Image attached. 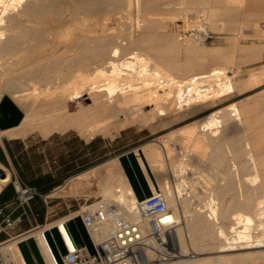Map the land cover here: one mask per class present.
<instances>
[{"label":"bare ground","instance_id":"bare-ground-1","mask_svg":"<svg viewBox=\"0 0 264 264\" xmlns=\"http://www.w3.org/2000/svg\"><path fill=\"white\" fill-rule=\"evenodd\" d=\"M161 1L164 0H0V100L4 90L12 93L14 101L23 103L29 98L33 100L29 114L22 123L1 131L0 135L11 139L20 138L26 136L30 129L33 131L36 128H42L44 134L73 128L84 136L92 137L99 133L110 135L113 128L123 129L157 117L177 114L235 93L234 76L218 66L198 74L195 71V74H187L180 79L181 68L176 62L178 57H174L176 53L179 55L180 50L177 47L179 44L175 46L173 41L175 33L167 31V35L159 41L161 43L153 39V34L165 26V21L169 20L167 18L173 16L170 17L172 21L178 18L181 7L185 8L187 17L201 13L200 17L207 21L209 12L197 8L206 0H177L180 7L168 6L165 12L161 11ZM167 1L173 3V0ZM212 1L215 6L209 20L216 24L221 16L227 14L225 6L231 0ZM135 2L139 13L137 25L141 32L138 38L133 39L126 34L127 38L122 36L128 41H119L120 37L114 34L116 29L104 25L105 28H102L101 23L104 21L101 20L113 16L119 25L123 24V19L131 18ZM83 16L93 17L95 24L101 22L97 26L101 25L105 35L92 26H86L88 21L84 24ZM53 19L64 23L63 30L56 32ZM207 26L186 25L181 32L183 39L204 44L210 32ZM88 32L92 35H88ZM165 46L176 52L175 55H172V51V56L165 55ZM213 51L211 55L216 58L215 62H221L220 48ZM186 53L190 63L188 72H192L198 57L204 56L195 57L196 50L191 48H187ZM27 91L33 93L28 94ZM228 112H231L230 117L227 116ZM226 116L240 121V108L232 104L225 111L219 110L207 115L198 126H192L187 140L194 138L197 151L210 143L218 148L224 142L233 140L236 133L232 124L225 126L223 134L217 131V128L222 127L221 117L225 119ZM161 145L169 159L171 153L166 151L165 145ZM260 145L255 151L248 141L244 159L229 160V170L226 168L223 176L224 183L216 185V188L213 185L215 190L209 196L210 203L206 204L208 208H199L190 215V220L186 216L187 207L179 200L185 189L186 175L193 174L190 157L170 163L169 174L161 165L163 151L159 144L152 142L133 152L149 188L154 192H162L178 220L171 234L176 254L166 261L161 258L151 264H215L212 257L198 258L200 254L211 253L219 254L215 258L217 261L226 260L218 264H242L243 259L252 261L264 254V143ZM228 153L232 157V148ZM104 167L107 179L104 178L106 182L100 196L121 213H133L141 201L127 174L120 173L113 161ZM0 168L5 175L3 177L0 174L1 189L3 183L10 181L11 172L1 164ZM98 168H93L91 172L97 173ZM163 177L170 181L163 182ZM82 178L85 179V176ZM229 179L232 180L227 183ZM179 180L181 183H178ZM235 189L238 192L237 198L229 197ZM250 193L259 198L252 199ZM181 205L185 208L184 216L179 210ZM234 206L237 208L232 211ZM64 223L61 221L51 227H39L25 232L6 243L3 252L16 264H28L17 245L34 239L46 264H59L45 232L57 227L69 249L73 250L63 228ZM176 241L178 248L174 244ZM207 247L211 251L213 248L217 250L211 252ZM199 250L202 252L199 253ZM186 257L190 259H184ZM150 258L152 262L155 261L153 254Z\"/></svg>","mask_w":264,"mask_h":264},{"label":"rangeland","instance_id":"rangeland-1","mask_svg":"<svg viewBox=\"0 0 264 264\" xmlns=\"http://www.w3.org/2000/svg\"><path fill=\"white\" fill-rule=\"evenodd\" d=\"M171 3L172 2L167 0L161 1V11L165 12L167 10L166 7L168 6L173 7V5H175V7H180L179 1L177 0H173V3ZM135 6L131 11V18L123 19V24L119 25V23L116 22L113 16L101 20L104 21L105 24L108 23L107 25H105L103 22L99 23H101L102 26L104 25L106 28L109 27L116 29L114 34L115 36L117 35L120 37L119 41H128L126 39L128 35L133 39L138 38L137 36H139L141 30L137 25V15L139 13L137 11L138 5L136 4V2ZM214 6L215 5L212 0H206L205 2L197 6V8L206 9V11L209 12V17L207 20L208 24H210L209 26H207L208 24L206 19L203 20V18L200 17L201 13H196V15H190L187 17V15L185 14V8L181 7L179 8L178 18L174 16L176 19L174 18L175 20L173 21V16H170L172 17L171 19L170 17L167 18L169 20L166 19L167 21H165V26L158 28L155 31L156 34H153V39L157 40L156 43H161L159 41H162L163 37L166 36L168 32H172L173 34L175 33L173 41L174 43H176L175 46L179 44V46H177L180 49L178 52L179 55L173 50L168 49V47L166 46L165 48L167 50H165V55L170 57L171 51L173 56L176 53V56L174 57H178L176 59V62L178 65H180V70L183 71H179L180 79L185 78L187 74L193 75L196 72L197 74L207 72L215 66H218L225 69L226 72H229V75L234 76L233 83L236 87L235 93L224 98L193 106L190 109H185L184 111H181L177 114L157 117L154 120H148L144 123L134 124L123 129L113 128L111 130V133H113L110 135L99 133L92 137L84 136L81 135L78 130L73 128L65 131H53L49 134H44L42 128H36L33 129V131L30 129L26 136L13 139L0 135V143L3 145L5 140H14L19 142L24 141L29 146L30 151L28 153V157L32 160V166L35 170V176L51 174L53 175V179L59 184L46 195L48 196V205L43 223H40L38 221V218L30 212L29 208L20 209L15 212V214L17 212H20V214H22V222L17 227L15 234L21 235L22 233L39 227H51L61 221L67 222L68 220L74 218L75 214L83 207L90 206L102 200L103 198L100 196V191L101 188L105 185L106 180L104 178H106L107 176L104 167L105 164L112 161L115 162L117 168H119L118 171L126 175L120 158L122 156H127L128 154L133 153L135 150L141 148L142 146L152 142L159 144V146L161 147V151H163L161 152L162 163H159H161V165L168 171L169 174L170 163L177 162L184 157H190L193 174L186 175L187 179L185 180V189L183 194L179 197V200L184 202L183 205L185 206V208L187 207L186 216H188L189 220L190 218H192L190 217V215H192V213L194 214L199 208H204L203 210H205V208H208L207 205L210 203V194L213 193L216 185L218 186L221 183H224L223 176L226 173L227 169L229 170V160L244 159L245 145L248 141L252 144V148L255 151L259 149L260 144L262 145L264 143V0H243V2L242 0H231V2H228L225 6L227 14L225 13L223 15L224 17L221 16V19H219L216 24H213V22L209 20L211 19L210 14L214 9ZM230 10L231 12H229ZM231 16L233 17V19ZM83 18H85L86 20ZM230 18L232 22L229 20ZM82 20H84V24L88 21L86 26H92L93 29L95 28V30H97L100 34L105 35L102 29L105 27L103 26L102 28H100L101 25L97 26L99 23L95 24V19L93 17L83 16ZM91 21L94 22V25H92L93 23ZM52 22L55 23L53 24L56 32H60L61 30H63L64 23H59L58 20L54 19L52 20ZM188 24H196L197 26H202L204 24V26L209 27V36L207 37L204 44H196L190 41H185V39H183V34H181V32ZM171 26H173V28ZM177 26L179 28L176 30L175 28ZM124 28L126 30H124ZM87 34L92 35V33L90 32H88ZM122 35H125L124 37H126V40H124ZM155 36L156 38H154ZM76 38L77 37H75L73 41H75ZM217 47L221 50L220 56L222 58L219 56L221 62H215L216 58L211 55L214 52L213 50ZM187 48L196 50L197 55L195 54V57H198V55L204 56L203 58L198 57L199 59L197 63L193 64L192 72H188L190 63L188 55L186 53ZM197 52L201 53L198 54ZM201 66L204 67L201 68ZM194 67L196 68V70ZM27 93L30 94L33 93V91H27ZM5 97H9L21 109L25 116L29 114L28 112L32 107L33 101L31 98L24 100L23 103L22 101H14L12 93L8 90H4L1 93L0 103ZM232 104H235L240 108L241 120L234 121V117H232V119L227 118V116L230 117L231 113L228 112L225 118L227 120L221 117L223 121L222 127L217 128V131L219 130L218 132H222L223 134L225 126L227 124H232L236 133L235 138L237 139L235 140L234 138L233 140H228L224 142L223 146H220L218 148L214 145H210V143L201 151H197L194 147V138L187 140L189 136L188 131L192 128V126H198L203 118H205L207 115L219 110L225 111ZM74 109L75 105H73L72 107V110ZM1 117L2 115L0 113V118ZM237 132L240 133L238 134ZM162 139L164 143L162 142ZM19 142L13 144V147L15 149H18L20 147L21 144ZM84 142H87V145H85ZM161 144L165 145L167 149L166 151H168V153H171L169 159L167 158L166 152ZM231 148L233 152L232 157L228 153L229 150L231 151ZM85 155L86 157H90L91 161L99 159L102 155L106 159L104 162L86 171L71 176L68 175L67 167L69 166V164L75 165V168L80 167L86 161ZM163 156L165 159L163 158ZM96 167H99L98 172L92 173L91 170ZM12 168L13 169L8 168L11 173H13L14 170L16 171L14 166H12ZM83 175L85 176V179L82 178ZM168 176V178H170V175ZM165 178L166 177H163V182H166L167 180L170 181L169 179L166 180ZM231 180L232 179H229V181L227 180L226 182L230 183ZM226 182L225 185H227ZM7 183L3 184L8 185ZM178 183H181V180H179ZM213 185L215 186V188ZM2 188L4 189L5 186H3ZM250 194V197H252V199L254 200H257L259 198L258 195H255L253 193ZM228 196L237 198V190H232V192ZM235 200L238 202V199ZM183 205L179 207L182 216H184L183 211L185 210ZM233 208L232 211L236 210L237 207L235 208L234 206ZM14 209V205L10 207L11 211ZM206 212L208 213V211ZM174 244H176L178 248L177 241ZM27 246L29 252L34 257L30 244L27 243ZM17 247L25 258L20 245H17ZM215 249L216 248H213V250L211 251V248L207 247V250H210L211 252H216L217 249ZM198 252L200 253L202 251L199 250ZM169 253L171 255H175L176 251L174 249L169 250ZM218 255V253H211L210 255L200 254L198 255V258L212 257V260L215 264H218L217 262L224 263L226 261L225 259H219L218 261L215 259ZM184 259L190 258L186 257ZM43 261L45 260L43 259ZM249 261L250 260L243 259L242 264H264V254L260 256L258 255L257 258L252 260L253 262Z\"/></svg>","mask_w":264,"mask_h":264},{"label":"built area","instance_id":"built-area-1","mask_svg":"<svg viewBox=\"0 0 264 264\" xmlns=\"http://www.w3.org/2000/svg\"><path fill=\"white\" fill-rule=\"evenodd\" d=\"M0 174L3 176L2 171ZM7 184L14 187L16 198L14 210L7 211L5 207H0V236L5 238L0 241V264H16L3 252L6 243L24 234H15L22 222V216L15 217V212L29 208L38 196L48 205V196L40 194L34 187L24 185L12 173ZM2 190L3 188L0 189ZM150 191L151 195L141 201L133 213L126 215L103 199L93 206L79 210L75 215L81 217L94 252L86 245H77L75 250L69 249L68 254L63 257V263L151 264L161 258L163 261L171 258L169 250L174 249L171 234L177 227L178 220L168 207L162 192ZM151 254L155 258L153 262Z\"/></svg>","mask_w":264,"mask_h":264},{"label":"water","instance_id":"water-1","mask_svg":"<svg viewBox=\"0 0 264 264\" xmlns=\"http://www.w3.org/2000/svg\"><path fill=\"white\" fill-rule=\"evenodd\" d=\"M0 113L2 115L0 118L1 131L19 126L25 117L21 109L9 97H5L1 101ZM120 161L123 164L128 179L139 200L143 201L145 198L149 197L151 195V191L143 173L140 171L137 160L135 159V155L130 153L127 156H122ZM0 164L3 165L2 163ZM4 176L5 175L3 174V177ZM63 228L71 242L73 250L76 249L77 245H86L91 252H94L93 245L88 236L87 230L83 225L81 217L76 216L68 220L63 224ZM45 235L53 249L58 263L64 264L63 257L68 254L69 246L67 245L61 231L57 227H53L52 229L47 230ZM27 243L30 244L34 257L29 252ZM20 248L23 251L26 260L28 261V264H35V262L44 264L34 240L21 243Z\"/></svg>","mask_w":264,"mask_h":264},{"label":"trees","instance_id":"trees-1","mask_svg":"<svg viewBox=\"0 0 264 264\" xmlns=\"http://www.w3.org/2000/svg\"><path fill=\"white\" fill-rule=\"evenodd\" d=\"M18 142L19 141H5V145L8 154L10 155L13 161L19 180L24 185L36 188L40 194L47 195L55 187L59 185L58 182L53 179V175L51 174L35 176V170L33 169L31 158L28 157V154L26 152L21 153L22 149L24 148L22 142H19L21 145L18 149H15L13 147V144ZM105 159L106 158L102 155L99 159L95 161H91L90 157L87 156L85 163L80 167L75 168L74 167L75 165L69 164V166L67 167L68 175L71 176L86 171L104 162ZM0 163H2L4 166L7 167L9 166V161L1 146H0ZM15 198H16V193L12 184L6 185L5 188L0 193V207H5L10 203L15 202ZM29 210L33 215H35L38 218V221L40 223L44 222L47 205L39 196L36 197L35 200L31 203V208H29ZM20 215L22 214H20V212H17L15 214V217ZM4 239H5L4 237L0 236V241Z\"/></svg>","mask_w":264,"mask_h":264},{"label":"crops","instance_id":"crops-1","mask_svg":"<svg viewBox=\"0 0 264 264\" xmlns=\"http://www.w3.org/2000/svg\"><path fill=\"white\" fill-rule=\"evenodd\" d=\"M251 75H252V74H251ZM251 75H250V77H251ZM5 141H14V140H5ZM5 141H4V145L0 143V146H1L2 149L4 150V152H5L6 156H7V159H8V161H9V166H8V167L6 166V167H7V168H11V169H13L12 166H14V164H13V161H12V159H11L10 155L8 154L7 149H6ZM22 144H23L24 148L22 149L21 153H22V152H26V153L28 154L29 146H28L24 141L22 142ZM84 144L87 145V142H84ZM31 148H32V147H31ZM17 156H18V155H17ZM85 157H86V155H85ZM80 159H81V153H80ZM12 174L15 175L16 177H18V176H17V171L14 170V172H13ZM13 205H14V202H13V203H10V204L7 205V206H5V209H6L7 211H10V207L13 206ZM29 208H31V206H30Z\"/></svg>","mask_w":264,"mask_h":264}]
</instances>
